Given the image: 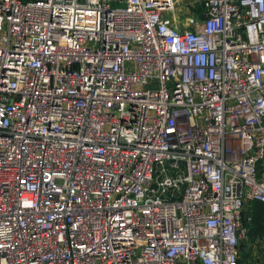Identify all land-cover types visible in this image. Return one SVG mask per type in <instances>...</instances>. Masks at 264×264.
Returning a JSON list of instances; mask_svg holds the SVG:
<instances>
[{"label":"built area","instance_id":"built-area-1","mask_svg":"<svg viewBox=\"0 0 264 264\" xmlns=\"http://www.w3.org/2000/svg\"><path fill=\"white\" fill-rule=\"evenodd\" d=\"M253 200L264 0H0V264H248Z\"/></svg>","mask_w":264,"mask_h":264},{"label":"trees","instance_id":"trees-1","mask_svg":"<svg viewBox=\"0 0 264 264\" xmlns=\"http://www.w3.org/2000/svg\"><path fill=\"white\" fill-rule=\"evenodd\" d=\"M252 212V224L250 226V236L255 237V233L264 231V203L253 200L249 203Z\"/></svg>","mask_w":264,"mask_h":264},{"label":"rangeland","instance_id":"rangeland-1","mask_svg":"<svg viewBox=\"0 0 264 264\" xmlns=\"http://www.w3.org/2000/svg\"><path fill=\"white\" fill-rule=\"evenodd\" d=\"M242 252H243L244 259L246 260L249 259L247 260L248 264H255V261L257 260L255 259V237L250 236L247 244L242 249Z\"/></svg>","mask_w":264,"mask_h":264},{"label":"crops","instance_id":"crops-1","mask_svg":"<svg viewBox=\"0 0 264 264\" xmlns=\"http://www.w3.org/2000/svg\"><path fill=\"white\" fill-rule=\"evenodd\" d=\"M261 233L262 232L255 233V259H257L255 261V264H264V246L260 242H258V237L260 236Z\"/></svg>","mask_w":264,"mask_h":264}]
</instances>
